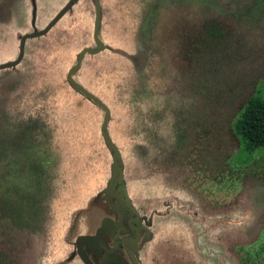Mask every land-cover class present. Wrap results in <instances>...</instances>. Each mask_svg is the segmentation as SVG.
<instances>
[{"label": "rangeland", "instance_id": "374dc122", "mask_svg": "<svg viewBox=\"0 0 264 264\" xmlns=\"http://www.w3.org/2000/svg\"><path fill=\"white\" fill-rule=\"evenodd\" d=\"M100 1L99 36L112 46L86 53L73 76L111 110L127 191L149 228L134 246L141 264H264V145L238 124L249 99H264V0ZM65 2L0 0V62L17 56L12 18L31 31L34 5L40 29ZM93 8L79 0L0 69V264L66 254L98 264L105 249L106 264H131L112 232L85 239L103 216L131 214L107 193L103 110L65 80L94 45ZM72 215L73 244L62 238Z\"/></svg>", "mask_w": 264, "mask_h": 264}, {"label": "water", "instance_id": "95a60500", "mask_svg": "<svg viewBox=\"0 0 264 264\" xmlns=\"http://www.w3.org/2000/svg\"><path fill=\"white\" fill-rule=\"evenodd\" d=\"M79 0H66V2L62 5V7L51 17V19L42 27L37 28L36 26V7L33 5L32 11H31V31L27 32H18L15 35V39L17 40L14 45V48L17 50V56L10 60H5L0 62V69L8 68V67H14L17 66L24 56V48L27 38H35L38 36L45 35L49 32V30L55 26V24L63 18V16L69 11L72 10L73 6L77 4ZM93 2V18H92V32H91V38L94 43L93 46L85 45L81 47L78 52L76 53L75 62L68 68L66 74H65V80L66 82L74 88L77 92L81 93L86 99L93 102L97 106H99L103 110V118L99 127V132L104 140V142L109 146L111 149V162H110V175L109 178V189L107 191L108 195L114 200V208L113 210H116L117 208L124 209L128 212H130L132 217H130L128 220L123 219V217H120V219L114 220V218L110 216H103L99 221V226L97 228L98 235L95 236L91 235V233H87L88 237L85 238L87 240H90L91 242L98 241L97 239L102 235L106 234L107 231L112 232L110 236V247L115 249H121L123 254L127 257L129 262L131 264H141V259L139 258L137 252L135 251L134 246L138 245L141 242H144L143 239V231H149L148 229L142 228L144 230L139 231L138 227L136 226V222L138 223L142 221L141 215L139 214V211L135 207V205L131 202V198L128 194L126 183H125V176H124V169L121 164V152L120 149L115 142V140L111 137V134L109 132L108 126L109 122L111 120V110L107 103L102 100L97 94H95L93 91L88 89L85 85H83L79 80L74 78V74L81 68L82 61L85 57L86 53L94 54L102 52L106 49H108V46H112L111 44H107L101 37L99 36V28L101 25V18H102V6L100 0H92ZM109 50H113V47H109ZM117 50H120L119 47L114 46V52H117ZM77 211L81 210H72V213H76ZM90 211V210H87ZM83 212V210L81 211ZM119 212V211H118ZM80 212H77L76 215H78ZM120 214V212H119ZM123 216V215H121ZM127 221V225H126ZM76 224L73 222V215L70 220V224L67 226L64 234L63 239L66 242H72L70 233L72 230L76 229ZM123 230H126L128 232L121 234ZM133 230H135V237H123L120 241H118V238L122 235H131L133 233ZM141 232V233H140ZM101 234V235H100ZM142 235V239H141ZM75 245V244H74ZM103 245V243H102ZM120 245V246H119ZM76 249L78 253L82 256L84 260H87L86 251L83 250V247H81L78 243L76 244ZM106 259V261H104ZM73 255L66 254L63 258H61L57 263L59 264H70L71 261H73ZM109 260L108 251L107 249L104 250V253L102 254V259L98 262V264H101L102 261H104V264L107 263ZM61 261V262H60ZM115 264H121V261L119 259L114 258Z\"/></svg>", "mask_w": 264, "mask_h": 264}, {"label": "trees", "instance_id": "16d2710c", "mask_svg": "<svg viewBox=\"0 0 264 264\" xmlns=\"http://www.w3.org/2000/svg\"><path fill=\"white\" fill-rule=\"evenodd\" d=\"M238 124L247 141L264 145V99H249L239 115Z\"/></svg>", "mask_w": 264, "mask_h": 264}, {"label": "flooded vegetation", "instance_id": "af4514ba", "mask_svg": "<svg viewBox=\"0 0 264 264\" xmlns=\"http://www.w3.org/2000/svg\"><path fill=\"white\" fill-rule=\"evenodd\" d=\"M11 21L13 22V23H15V24H17V23H21L22 25H17V29L15 30V34H14V36L18 33V32H21V33H23V32H25V31H21V29L23 28V21L21 20V19H19V20H17V21H14L13 20V18L11 19ZM29 24H31V19H30V21H29ZM31 26V25H30ZM8 27H9V30L7 31V33L9 34V47H11V46H13V42L11 43V34H13V30H12V27H11V23H9V25H8ZM14 45H16V43H14ZM140 215H141V213H139ZM133 215H131V216H129L128 218H127V220L130 218V217H132ZM141 222L142 221H140L139 223H138V221L135 223L136 224V226L138 227V229H139V231H141V230H144V229H142V228H144L143 227V225L141 224ZM126 225H127V221H126ZM127 227H128V225H127ZM129 228V227H128ZM130 229V228H129ZM141 233V232H140ZM123 237H135V230H133V233L131 234V235H126V236H124V235H122L121 237H119L118 238V241H120ZM141 239H142V235H141ZM120 246V245H119ZM104 261H106V259H104ZM104 261H102V263L101 264H104Z\"/></svg>", "mask_w": 264, "mask_h": 264}]
</instances>
